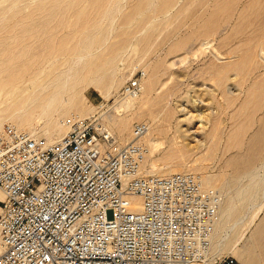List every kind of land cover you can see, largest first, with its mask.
Here are the masks:
<instances>
[{"label":"bare ground","instance_id":"obj_1","mask_svg":"<svg viewBox=\"0 0 264 264\" xmlns=\"http://www.w3.org/2000/svg\"><path fill=\"white\" fill-rule=\"evenodd\" d=\"M10 1H8V3ZM56 1L57 0H55V1L53 0L52 2H56ZM67 1H68V3H67V6L65 7V9L62 8V10H61L60 8L62 5L65 4L66 1L62 2L64 4L60 3L61 6L59 4L55 5V7L52 6V7H54L53 8L54 10H52V8L49 7L50 10H52L51 13H54V14H51L49 12L50 15H48V17H50V18H51V16L54 17L55 20L57 21V23L59 24V26L62 27L61 32H63V31H65V26L63 27V25H64L65 21L67 20V19L65 20V18L67 15L71 14L74 16L73 26L78 30L81 29V32L77 36L74 35L75 37L71 36V35L70 36H67V35L62 36V39H64V41H67L68 46L66 49H64V52L62 54L58 53L59 57L57 59H59V60L58 61H55V60L52 61V59H53L52 55H51L52 57L49 56L50 58L46 59L49 53H47V56L45 57L46 60L44 58L37 60L36 59L37 56H36L35 60H37V61L33 62L32 64H30L28 66L25 65L26 67H24V65H23V68H25L24 72L14 73L15 71L13 69V73L11 72V75H9L7 79L5 78V81L1 80V78H0V107H2V109H4L6 114L8 113V118L10 119L12 124L17 129L30 133L34 138L44 139L49 143H55V142L59 141V139L67 133L68 127L65 124V121L68 117H70L72 115H76V116L85 118V116L90 115L91 112L95 111V110H93L89 113V109L87 110V108L85 107L86 105H89V104L85 105L86 102L84 103V100L86 98V97H84V94H86L84 92L87 89H89V88L96 89L97 91H99L104 96V98L106 100H108L110 98V95L112 94L111 89L122 86V84H121L122 80H120V78H122V77L124 78V76L122 75V77H119L118 79L115 77L117 74H120V72L123 69H124V71L126 70L125 69L126 65L124 66V64H123V65H120L119 67H117L119 64V61L117 63V66H114V64H115V61L119 58V56L121 59V55L125 54V52L128 51V49L126 50V47H127V43H128V37L131 36V35L128 36V34L123 32L125 34L122 35V38L120 37L121 40H119V42L117 44L115 43V45H113L107 51L106 55H103L101 52H99L100 55H98V54L96 55L95 54L96 50L100 46H104L109 41L110 38L108 36V33L111 32L110 29L113 27H114L113 30L115 29V26H113V27H111V26L113 25L114 21L117 19V18L115 19V17L118 16L117 14L119 13V10H120L119 8L123 7V6L120 7L121 1H119V0H108L106 2H103L101 4V6L98 4L100 7L96 6V3H97L96 2V3H92L90 5H87V8H85V9H80V7H81L80 3L82 1L86 2V0H67ZM96 1H99V0H96ZM129 1H130V5H129V9H127L128 12L125 13L124 16L122 15L123 16L122 20H120L121 18L119 19V17H118V20L121 21L120 24L122 25V27L123 26H129V25L131 26L132 22H134L137 19L143 18L145 15L149 14L152 9H154V11H155L156 7H159V10L162 12V16L167 17V15L176 6L181 4L179 11L176 10L178 13V16H180V17L183 16V18L178 21V22H180L179 26L181 24L186 28L188 27L189 35H187V37L183 36L184 38H180L175 34H174L175 36H173L172 33H167V34L164 33V35H163L164 40L161 41L162 44H160L158 48L163 49V47L167 46L172 41L176 40L177 42L175 44V48L173 47L175 49L174 51H177L180 53L182 51H185V49H190V52L193 54V56L195 58H199V55L205 57L206 62L203 64L204 67L201 66L202 68L201 69L199 68V70H201L199 72L202 75H204V77H206L205 75H208L210 81L211 80L214 81L216 88H214L213 90H210V92L207 90L204 91L201 89L198 92L200 95H202V97H205L203 95H207V96H210L211 94L215 95L216 93H218V91H220L223 94L222 96H225V102H226L225 106L223 105V103H222V105L225 108H227V110H229V111L233 110L232 119H235L234 121L236 122V127H234V129L231 132H227V130H226L227 126L225 125L226 123L224 122V120L222 118V116H225L223 113V112H225L224 110L223 111L221 110L220 112L213 113V114L205 113L202 111L201 108H199V106H197L196 101H193L192 99L188 100L187 103H189V105L178 103L179 104L178 107L174 108L175 106L173 107V105H172L173 101L171 102L170 100L173 98V95H175L177 92L175 93L174 88H171L168 86V84H170V83H168V78L166 79L167 81H165V80L161 81L160 80L161 83L159 86H161V88H162L161 89L162 93L159 95V98H158L159 101L157 104H153V102H155V101L152 102L151 100H150L151 103L150 102L148 103V101L146 103L142 102V101H140V97L123 99L114 107V109H112V111H113V113H111L112 115L109 114L110 116H108V119H107V117L105 118L106 120H108L109 125L112 127V129L114 131L110 130V126H108L106 124V122H103V123L105 124V126L108 128V130L113 135L117 134L121 138V140H123V142L126 144L131 140L132 126H133V123L135 121H141V122L144 121L148 124L149 131L146 134V136L143 138V143L148 147L149 152L146 156V159H145L143 166L141 168V171H140L142 176L168 177V176L173 175V174H194V175H197L196 173H199V174L201 173L200 181H201V185L204 189H207V190L208 189H212V190L213 189H218V190L227 189V186H229L231 184L230 181H228L230 183L229 184L226 182L227 180L224 181V179L222 177H215L213 175L211 177V176H209L210 174L207 175L206 174L207 172L205 173V169L206 170H208V169L205 168V166H202V164H201L202 161H200V159H199V161H200V163H199V162L194 161V159L191 158V154L193 152H195L196 150H199V146L196 145L197 146L196 148H190V147H188V144L185 143V141L187 139L191 138L192 140L196 141L200 145V144H203V141L205 142L207 140V142H209L208 143L209 146L205 150H206L207 158L209 161H211L212 159H216L217 154H219L221 152L224 154L228 153V152H231V153L236 152L235 154L237 156L238 155L237 153H242L241 150H243L242 149L243 146L245 147L244 138L248 137L247 133L251 130V128L253 129L254 127H257V126H255V124H256L255 118H258L257 113L258 112L260 113V111L263 109V106H264V0H184V1L183 0H159V2H158L159 4L157 3L158 6H156V7H155L156 3L154 0H129ZM27 2L25 4L29 5V2L28 3ZM45 2H47V1L45 0ZM57 2H59V1H57ZM13 3H14V1H13ZM31 3L33 4L35 2L33 1ZM37 3H39V2H37ZM50 3H51V1H50ZM127 3H129V2H126V4ZM6 4H7V2H6ZM10 4H11V2H10ZM22 4H24V3H22ZM25 4H24V6H25ZM122 4H125V3H122ZM7 6L8 5H6V7ZM9 7H11V6H9ZM17 7H19V5ZM14 8H13V10H16ZM45 8H47V7H45ZM125 8H128V7L125 6ZM21 9L24 10L23 7H21ZM21 9L19 7V10H21ZM3 10H4V8H3ZM3 10H1L2 13L7 12V11L3 12ZM10 10H11V8H10ZM10 10L8 9V11H10ZM30 10H32V9H30ZM33 12H35V11H33ZM42 12H40L41 16L43 14ZM121 12H120V14H121ZM7 13H9V12H7ZM31 13H32V11H31ZM45 13H47V11ZM20 14H17V15H20ZM8 16H6V17H8ZM14 16H12V18ZM20 16H19V18H20ZM27 16H26V19H28ZM168 16H171V15H168ZM6 17H3V18L5 19ZM149 17L150 16H148V18ZM39 18H42V17H39ZM37 19H38V17H37ZM45 19H47V18H45ZM156 19H159V18H156ZM2 20L3 19H1V21ZM14 20L16 21V18ZM159 20H161V19H159ZM159 20H157V21H159ZM10 21H12V20H10ZM30 21H31V19H30ZM34 21H32V22H34ZM36 21H38V20H36ZM36 21H35V23H36ZM43 21H44V19H43ZM56 21H55V23H56ZM4 22H5V20H4ZM4 22H1V23H3L2 25L0 23L1 27L5 24ZM21 22H22V20H21ZM24 22L25 21H23V23ZM27 22H29V20ZM166 22H167V19H166ZM116 23H117V25H119V21ZM151 23L152 22H150V24ZM155 23H156V20H155ZM163 23H165V22H163ZM10 24H12V23H10ZM36 24L38 25V23H36ZM66 24H67V26L69 25L68 23H66ZM146 24H148V23H146ZM146 24H145V26H148ZM150 24L148 27H150L153 23L151 25ZM17 25H18V28L23 26V30L25 29L24 28L25 25L21 24V26H20L19 23ZM141 25H142V23H141ZM158 25H161V24L159 23ZM158 25L150 28L151 30L149 32L147 31L148 33L146 36L144 34H142V35H144V39H143L142 43H143V45L144 44L146 45L145 51H147V53L151 50H154L155 38L157 37L156 35L159 32V30L161 29V26H158ZM11 26L13 28V25H11ZM55 26H56V24H55ZM14 27H16V25ZM165 27H169V25L164 26L163 28H165ZM119 28H121V27L119 26ZM175 28H177V27L175 26ZM4 29L6 30L5 27H4ZM56 29L58 30V28H56ZM59 29H61V28H59ZM76 29H74L73 31H75ZM16 31L17 30H15V32ZM19 31L21 32V30H19ZM38 31H39V29H38ZM0 32H1V29H0ZM50 32H52V31H50ZM50 32H47V33H50ZM2 33H3V31L1 32L0 37H1ZM52 33H50L49 35H51ZM176 33H179V32L176 31ZM6 34H7V32H6ZM6 34H5V36H6ZM69 34H70V32H69ZM112 34H113V32H112ZM112 34H111V36H112ZM165 34H166V36H165ZM180 34H182V33L180 32ZM33 35H34V33H33ZM139 35H140V33H139ZM142 35H140V37H143ZM45 36H47V35H45ZM58 36H60L59 33H58ZM29 37H30V35H29ZM38 37H39V35H38ZM132 37H133V35H132ZM175 37H178V39H176ZM44 39H47V38H44ZM140 39L141 38H139V42H140ZM10 40H12V42H13L14 38L10 39ZM27 40H29V39H27ZM38 40H39V38H38ZM6 41H8V40H6ZM40 41H41V39H40ZM54 41L55 40L53 39V42L51 43L52 46H50L52 48L53 47L55 48ZM1 42H4V41H1ZM59 42H61V41H59ZM110 42H111V40H110ZM158 42H159V40H158ZM16 43H17V41H16ZM26 43L27 42H25V44ZM25 44H23V45L25 46ZM30 45H31V43H30ZM58 45H60V44H58ZM145 45H144V47H145ZM107 46H108V44H107ZM30 47H32V46H30ZM33 47H36V46L34 45ZM45 47H46V45H45ZM56 47H57V45H56ZM133 48H135V47H133ZM31 49L32 48H30V50ZM58 49H60V48H58ZM106 49H104V50H106ZM138 49H140V48H138ZM167 50H168V48H167ZM16 51H18V50H16ZM16 51H15V53H16ZM37 51H38V49H37ZM45 51L46 50H44V52ZM7 52L5 50V53H7ZM135 52L136 51H134L133 53H135ZM133 53L131 54V56L133 55ZM147 53H145V55ZM171 53L172 52H170V55H171ZM54 54H56V53H54ZM5 55H7V54H5ZM24 55L26 56V54H24ZM29 55H30V53H29ZM134 55L138 56L137 54H134ZM142 55H144V53L141 54L140 56H142ZM150 55H148V56H150ZM18 56H19V54H18ZM27 56H28V54H27ZM14 57H16V56H14ZM14 57H11V58H14ZM129 57H130V55H129ZM5 58H6V56H5ZM20 58H22V56ZM175 58H176V56H175ZM16 59H17V57H16ZM24 59H26V57L21 59V60H24ZM27 59H28V57H27ZM38 59H39V57H38ZM137 59H138V57H137ZM161 59H163V58H161ZM1 60H2V58H1ZM18 60H20V59H18ZM190 60H191V58H190ZM123 61H126V60L123 59ZM132 61H134V60L131 57V58L127 59V62L125 64L132 65L131 64ZM9 63H10V60H9ZM12 63H13V61H12ZM14 63H16V62H14ZM135 63H137V61ZM3 64H5V63H3ZM18 64H21V63L19 62ZM5 65H7V64H5ZM169 65H170V63H169ZM174 65L175 64H173L172 66L174 67ZM107 66H110V69H106ZM12 67L13 66H11V69H12ZM131 67H133V66H131ZM154 67H156V66H153V68ZM187 67H189V66H187ZM4 68H5V66H4ZM145 68L147 69V67H145ZM11 69H9V70H11ZM20 69H21V67H20ZM20 69L18 70V72L22 71ZM9 70L7 67V69L5 71L8 72ZM0 71H1V65H0ZM110 71L113 72L112 73L113 76L111 75V73H109ZM164 71H165V69H164ZM175 71H176V69H175ZM175 71L171 72V76H172V78L174 77L175 80L181 81L183 79L186 80L188 78L186 76L185 72H175ZM156 72H158V71H156ZM3 73H4V71H3ZM1 74H2V72H1ZM193 74H195V73H193ZM6 75H8V74H6ZM197 75H198V73H197ZM197 75H196V77H197ZM167 77H169V76H167ZM158 79H159V77H158ZM179 83L180 82H178V84ZM146 85H148L147 88H151V86L153 87V85H152V83H150V81L147 82ZM174 87H176V85ZM176 89H178V88L176 87ZM144 94L145 93H143V95ZM143 97H145V96H143ZM150 99H151V97H150ZM86 100H87V98H86ZM147 100H149V99H147ZM183 101H185V100H183ZM202 102H204V101H202ZM147 104L151 105V109L150 108L148 109L146 107ZM207 105L209 106V104H207ZM213 105H214V103H213ZM213 105H211V106H213ZM90 106H92V105L90 104ZM216 107H218V106H216ZM208 112H209V110H208ZM263 113H264V111L262 112V114ZM1 114H3V113H1ZM5 117H7V116H5ZM95 117H97V116L95 115ZM92 118H94V117H92ZM263 118H264V116H263ZM230 120L231 119H229V121ZM2 121H4V119ZM231 121L233 122V120H231ZM259 121H262V120L259 119ZM253 124H254V127H252ZM209 125H210V128H209V131H207L208 134L205 133L206 136L203 138L201 136V134L208 128ZM164 126L169 127V129L166 128L167 133H168V130H170V128H172V126H173L175 128L176 133L179 135V137L173 138L171 140L167 150H164V152L162 151L163 154H161L162 155L161 158H159L158 160H153L154 154L156 152L158 153V151H160V147L162 145V143L159 141V139H157V135H160L161 133L164 134V132H165L164 131L165 129L163 130ZM0 128H1V121H0ZM257 128L259 130V126ZM194 129H195V131H193ZM177 134H174V135H177ZM259 134H260V132H259ZM165 135H168V134H165ZM203 135H204V133H203ZM116 136L114 135V137L117 139ZM168 139H169V137H168ZM178 139H181L182 141H179ZM117 141L120 145H122L118 139H117ZM162 142L164 143L163 140H162ZM253 142H255V141H253ZM164 146H166V144ZM262 146H263V144H262ZM255 151H256V149H255ZM258 153H259V150H258ZM235 154H233V155H235ZM262 154H264V152ZM233 155H232V157H233ZM243 155L244 154H242L241 156L243 157ZM236 156H235V159H236ZM202 158H205V157H202ZM222 158H224V157H222ZM254 159H256V158H254ZM204 161H206V160H204ZM229 161H230V159H229ZM255 161H257V160H255ZM259 161H260V158H259ZM238 162H239V160H238ZM225 163H227V162H225ZM258 164H257V166H258ZM241 165H239V166H241ZM206 167H209V166L206 165ZM243 170L245 171V168ZM256 173L258 174L259 171ZM224 174H225V172H224ZM231 174H233V173H231ZM250 175L253 176L254 174H250ZM218 176H221V175H218ZM226 176H227V174H226ZM236 176H237V173H236ZM247 176H248V173H247ZM254 176H256V175H254ZM249 178L250 177L248 176L245 179H249ZM253 178H251V179H253ZM242 180L243 179H241V181ZM248 181L246 183H248ZM242 182H241V184H242ZM235 183H236V181H235ZM246 183H245V185L247 186ZM238 184H239V182H238ZM232 185H233V182H232ZM236 185L237 184H234L233 186L236 187ZM242 185L244 186V184H242ZM248 186L250 187L249 184H248ZM251 186H252V184H251ZM240 187H239V189H240ZM235 189L233 190L231 188V190H233V191H235ZM255 189H256V186H255ZM243 190L244 189H242V193H243ZM236 192H238V191L236 190ZM250 193H251V191H250ZM256 193H257V191H256ZM1 195L2 194L0 193V197H1ZM239 196L238 197L235 196V198L234 197L233 198L236 199V198H239ZM241 197H242V195H241ZM241 197L239 199H241ZM246 197H248V196L246 195ZM249 197H251V196H249ZM220 198H221V196H220ZM233 198H229V199L226 198L227 199V200L225 199L226 201L224 200V198H223V201L221 200L217 219H216V224H215V229H214V234H213V238H212L210 252L207 256V259L205 260V262L203 264H214L218 258H221L222 252L227 247H229L222 231L227 229L230 221L232 219H234L235 216L237 217L240 214L241 209L243 207V204L240 201L236 202L237 200L235 201ZM130 202L132 204L133 210H139L140 209L141 202H142L141 198L136 197V196H131ZM243 209L245 210V205H244ZM263 225H264V223H263ZM229 229H230V226H229ZM226 231H228V230H226ZM226 231H225V233H226ZM228 237H230V235H228L226 238L229 239ZM251 237H253V236H251ZM233 238L234 237H232V239ZM234 239L233 240L236 241V238H234ZM228 241H230V240H228ZM256 241H257V239H256ZM249 245H250V242H249ZM249 245H247V247ZM231 246H233V244ZM229 248H231V247H229ZM229 250H228V252H229ZM254 250H255V248H254ZM1 251H2V247H1V243H0V253H1ZM245 255H243V256H245ZM253 258H254V256H253ZM255 260H257V259H255ZM258 261H260V260H258Z\"/></svg>","mask_w":264,"mask_h":264},{"label":"built area","instance_id":"obj_2","mask_svg":"<svg viewBox=\"0 0 264 264\" xmlns=\"http://www.w3.org/2000/svg\"><path fill=\"white\" fill-rule=\"evenodd\" d=\"M143 70L123 86L136 98ZM59 141L0 134V264H203L221 203L194 174L142 176L146 123L120 145L100 116L65 121ZM141 198L133 210L130 197ZM214 264H236L223 256Z\"/></svg>","mask_w":264,"mask_h":264},{"label":"rangeland","instance_id":"obj_3","mask_svg":"<svg viewBox=\"0 0 264 264\" xmlns=\"http://www.w3.org/2000/svg\"><path fill=\"white\" fill-rule=\"evenodd\" d=\"M2 0H0V2H1ZM8 1H10V0H3L1 3H0V15L2 16H0V23L1 22H4V20H5V24L1 27V25L3 24V23H1V25H0V29H1V32L3 31V33H2V35H1V39H0V43L2 44H0V52L2 53H0V65H1V71H0V78H1V80H4L5 81V78L7 79L8 78V76L9 75H11V72L13 73V69H14V73H22V72H24L25 71V68H23V65H24V67H26L25 65H30V64H32L33 62H35V61H37V60H40V59H45V57L47 56V53H49L48 54V56H47V58L46 59H49L50 57H52L53 59H52V61L53 60H55V61H58L59 59H57L58 57H59V54L61 53H63L64 52V49H66L67 48V46H68V44H67V41H64V39H62V36L63 35H67V36H77L80 32H81V29H76L74 26H73V23H74V16L73 15H67L66 16V18H65V23H64V25H63V27L65 26V31H63V32H61V30H62V27L61 26H59V24L57 23V21L55 20V18L54 17H52L51 16V18L50 17H48V15H50V13H51V11L52 10H54L53 8L55 7V5H60L61 6V4L60 3H62V2H65V4L64 3H62V4H64V5H62L61 6V10H62V8H64L65 9V7L67 6V3H68V1L67 0H57V1H59V2H52L53 0H46L47 2H45V0H11L10 2H11V4H10V2L8 3ZM13 1H14V3H13ZM16 1V2H15ZM20 3H19V2ZM29 2V5H27V4H25L26 2ZM35 2V3H31V2ZM50 1H51V3H50ZM55 1V0H54ZM94 1V2H93ZM106 1H108V0H99V1H96V0H86V2H84V1H82L81 3H80V9H85V8H87V5H90V4H92V3H96V6L97 7H100L101 6V4L103 3V2H106ZM119 1H121L122 3H125V4H122L121 2H120V7L121 6H123V7H121V8H119L120 10H119V13L117 14L118 16H116L115 17V21H114V23H113V25L111 26V27H113V26H115V29L113 30V28H111L110 29V33H108V36H109V41L104 45V46H100L97 50H96V52H95V54L97 55H100V53L99 52H101L103 55H106V53H107V51L113 46V45H115V43L117 44L118 42H119V40H121V38H122V35L123 34H128V36H130V37H128V43H127V47H126V50L128 49V51H126L125 52V54H123V55H121V59H120V56H119V58L115 61V64H114V66H117V63H118V61H119V64H118V66L117 67H119L120 65H123L124 64V66H125V69L127 70H125L124 71V69L120 72V74H117L116 75V77L115 78H119V77H122V75L124 76V78L122 77V78H120V80H122L121 82V84H122V86H120V87H116V88H113V89H111V95H110V98L108 99V100H106L105 98H104V96L99 92V91H97L96 89H94V88H89V89H87L84 93H86V94H84V97H86L87 98V100H86V98H85V100H84V103H85V105L86 104H89V105H86L85 107L87 108V110L89 109V113L91 112V111H93V110H95V111H93V112H91L90 113V115H87V116H85V118H92V117H95V115L96 116H100L101 117V119H102V121L103 122H106V124L108 125V126H110L109 125V123H108V120H106L105 118L107 117V119H108V116H110V115H112L111 113H113V111H112V109H114V107L121 101V100H123V99H126V98H123V97H121V92H122V89H123V86L126 84V82L132 77V76H134L135 74H136V72L138 71V70H143L144 72H145V78H144V80H142V85H143V89H142V92H141V94L138 96V97H140V101H142V102H147L148 101V103L150 102L151 103V101L153 102V101H155V102H153V104H157L158 103V98H159V95L162 93V91H161V86H159L160 85V83H161V81H163V80H165V81H167L166 79L168 78V83H170V84H168V86L169 87H171V88H174V92L176 93L175 95H173V98L170 100L172 103V105H173V107L174 108H177L178 107V105L179 104H187V105H189V103H187L188 102V100H190V99H192L193 101H196V103H197V106H199V108H201L202 109V111L203 112H205V113H211V114H213V113H217V112H220L221 110L223 111H225V112H223L224 113V115L225 116H222V118H223V120H224V122L226 123L225 125L227 126V128H226V130H227V132H231L233 129H234V127H236V122L234 121L235 119H232V112H233V110H227V108H225L224 106H225V104H226V102H225V96H222L223 94L220 92V91H218V93H216L215 95L214 94H211L210 96H207V95H203V96H205V97H202V95H200L199 94V90L201 89V90H204V91H209L210 92V90H213L214 88H216V85H215V83H214V81H210V79H209V77H208V75H205L206 77H204V75H202L199 71H201V70H199V68L201 69L202 67L201 66H203L204 67V63L206 62V59H205V57L204 56H200L199 55V58H195L194 56H193V54L190 52V49H185V51H182V52H177V51H174L175 49V44H176V40H174V41H172L170 44H168L167 46H165V47H163V49L162 48H158L159 47V45L160 44H162V42L161 41H163L164 40V38H163V35H164V33H172L173 34V36H175V35H177L178 37H180V38H184L183 36H185V37H187V35H189V29H188V27L186 28V27H184L183 25H181L180 24V26H179V23L180 22H178L179 20H181L182 18H183V16H178V13H177V11H179V8H180V5H178V6H176L168 15H171V16H168L167 15V17L166 16H162V12L159 10V7H156V6H158V2H159V0L157 1V0H154L155 1V3H156V5H155V7H156V10L154 11V9H152L151 11H150V13L149 14H147V15H145L143 18H140V19H137V20H135L134 22H132V24H131V26L129 25V26H123L122 27V25L120 24V20H122V17L125 15V13H127L128 12V10L127 9H129V5H130V1L129 0H119ZM184 1V0H183ZM6 2H7V4H6ZM27 2V3H28ZM37 2H39V3H37ZM43 4H42V3ZM99 2V3H98ZM126 2H129V3H127L126 4ZM18 3V4H17ZM22 3H24L25 4V6H24V4H22ZM158 3V4H157ZM21 4V5H20ZM32 4V5H31ZM38 4V5H37ZM47 4V5H46ZM100 6H99V5ZM6 5H8L7 7H6ZM19 5V7H20V9H21V7H23V9L24 10H19V7H17ZM23 5V6H22ZM37 5V6H36ZM49 5V6H48ZM3 6V7H2ZM9 6H11V7H9ZM13 6V7H12ZM42 6V7H41ZM52 6H54V7H52ZM125 6L126 7H128V8H125ZM15 7V8H14ZM31 7V8H30ZM35 7V8H34ZM40 7V8H39ZM45 7H47V8H45ZM52 8V10H50V8ZM154 7V8H155ZM178 7V8H177ZM3 8H4V10H3ZM10 8H11V10H10ZM13 8L14 9H16V10H13ZM42 8V9H41ZM6 9V10H5ZM8 9L10 10V11H8ZM30 9H32V10H30ZM36 9V10H35ZM158 9V10H157ZM1 10H3V12L4 11H7V12H9V13H7V12H4V13H2L1 12ZM18 10V11H17ZM30 10V11H29ZM40 10V11H39ZM45 10V11H44ZM49 10V11H48ZM175 10V11H174ZM177 10V11H176ZM22 11V12H21ZM25 11V12H24ZM31 11H32V13H31ZM33 11H35V12H33ZM39 11V12H38ZM43 11V12H42ZM47 11V13H45ZM123 13H122V12ZM157 11V12H156ZM12 12V13H11ZM17 12V13H16ZM24 16H22L20 13ZM24 12V13H23ZM39 14H38V13ZM40 12H42L43 14H42V16H41V13ZM50 12V13H49ZM120 12H121V14H120ZM152 12V13H151ZM6 13V14H5ZM27 13V14H26ZM36 13V14H35ZM158 13V14H157ZM175 13V14H174ZM3 14V15H2ZM9 16H8V15ZM15 16H14V15ZM17 14H20V15H17ZM51 14H54V13H51ZM156 16H155V15ZM28 15V16H27ZM36 15V16H35ZM46 15V16H45ZM123 15V16H122ZM164 15V14H163ZM175 15V16H174ZM6 16H8V17H6ZM12 16H14L13 18H12ZM19 16H20V18H19ZM26 16L28 17V19H26ZM31 16V17H30ZM72 16V17H71ZM148 16H150L149 18H148ZM152 16V17H151ZM161 16V17H160ZM178 16V17H177ZM3 17H6L5 19L3 18ZM36 17V18H35ZM37 17H38V19H37ZM39 17H42V18H39ZM68 17V18H67ZM71 17V18H70ZM118 17H119V19L120 20H118ZM146 17V18H145ZM164 17V18H163ZM16 18V21L14 20ZM45 18H47V19H45ZM70 18V19H69ZM155 18V19H154ZM156 18H159V19H161V20H159V19H156ZM179 18V19H178ZM1 19H3L2 21H1ZM12 20V21H10V20ZM26 19V20H25ZM30 19H31V21H30ZM33 19V20H32ZM43 19H44V21H43ZM143 19V20H142ZM153 19V20H152ZM166 19H167V22H166ZM8 20V21H7ZM14 20V21H13ZM21 20H22V22H21ZM29 20V22H27ZM36 20H38V21H36V23H38V25L35 23V21ZM42 20V21H41ZM155 20H156V23H155ZM157 20H159V21H157ZM169 20V21H168ZM173 20V21H172ZM23 21H25L24 23H23ZM32 21H34V22H32ZM53 21V22H52ZM55 21H56V23H55ZM119 21V25H117V23L116 22H118ZM137 21V22H136ZM141 21V22H140ZM161 21V22H160ZM165 22V23H163V22ZM7 22V23H6ZM17 22V23H16ZM32 22V23H31ZM145 22V23H144ZM150 22H152L151 24H150ZM10 23H12V24H10ZM16 25V27H14L15 25ZM19 23V25L21 26V24L22 25H25V29L23 30V26H19L20 28H18V24ZM47 23V24H46ZM66 23H68L69 25L67 26V24ZM141 23H142V25H141ZM146 23H148V24H146ZM161 24V25H158V24ZM9 24V25H8ZM36 24V25H35ZM55 24H56V26H55ZM145 24L146 25H148L149 26V24L151 25L150 27H148V26H145ZM11 25H13V28H12V26ZM28 25V26H27ZM41 25V26H40ZM52 25V26H51ZM71 25V26H70ZM133 25V26H132ZM161 26V29L159 30V32L157 33V37L155 38V43H154V50H151V51H149L148 53H147V51H145L146 50V45H145V47H144V45H143V43H142V41H143V39H144V35L146 36L147 35V33L151 30L150 28H152L153 26ZM167 25H169V27H165V28H163L164 26H167ZM9 28H8V27ZM11 26V27H10ZM119 26L121 27V28H119ZM175 26L178 28H175ZM179 26V27H178ZM4 27L6 28V30L4 29ZM49 27V28H48ZM53 29H52V28ZM68 27V28H67ZM129 27V28H128ZM143 27V28H142ZM148 27V28H147ZM184 27V28H183ZM4 30H3V29ZM8 28V29H7ZM12 28V29H11ZM39 29V31H38V29ZM46 28V29H45ZM56 28H58V30L56 29ZM59 28H61V29H59ZM67 28V29H66ZM147 28V29H146ZM171 28V29H170ZM174 28V29H173ZM28 29V30H27ZM51 29V30H50ZM74 29H76L75 31H73ZM121 29V30H120ZM170 29V30H169ZM177 29V30H176ZM185 29V30H184ZM9 30V31H8ZM15 30H17L16 32H15ZM19 30H21V32L19 31ZM23 30V31H22ZM32 30V31H31ZM52 31V32H50V31ZM54 30V31H53ZM78 30V31H77ZM118 30V31H117ZM128 30V31H127ZM180 30V31H179ZM31 31V32H30ZM35 31V32H34ZM37 31V32H36ZM127 31V32H126ZM146 31V32H145ZM148 31V32H147ZM176 31L177 32H179V33H176ZM1 32H0V34H1ZM6 32H7V34H6ZM15 32V33H14ZM20 32V33H19ZM29 32V33H28ZM34 33V35H33V33ZM42 34H41V33ZM47 32H50V33H52L51 35L54 37H52L51 35H49L50 33H47ZM65 32V33H64ZM69 32H70V34H69ZM112 32H113V34H112ZM123 32H125V33H123ZM143 32V33H142ZM174 32V33H173ZM180 32L182 33V34H180ZM6 34V36H5V34ZM38 33V34H37ZM40 33V34H39ZM45 33V34H44ZM58 33H59V35L60 36H58ZM61 33V34H60ZM76 33V34H75ZM116 33V34H115ZM120 33V34H119ZM134 33V34H133ZM139 33H140V35H142V34H144V35H142L143 37H140V35H139ZM184 33V34H183ZM11 34V35H10ZM15 34V35H14ZM21 34V35H20ZM111 34H112V36H111ZM166 34H165V36H166ZM175 34V35H174ZM181 36H180V35ZM11 37H10V36ZM23 35V36H22ZM29 35H30V37H29ZM38 35H39V37H38ZM45 35H47V36H45ZM132 35H133V37H132ZM3 36V37H2ZM15 36V37H14ZM32 36V37H31ZM35 36V37H34ZM42 36V37H41ZM56 36V37H55ZM74 36V37H75ZM136 36V37H135ZM139 36V37H138ZM164 36V37H165ZM20 37V38H19ZM28 37V38H27ZM34 37V38H33ZM121 37V38H120ZM178 37H175L176 39H178ZM5 38V39H4ZM14 38V41L12 42V40H10V39H13ZM22 38V39H21ZM26 38V39H25ZM38 38H39V40H38ZM43 38V39H42ZM44 38H47V39H44ZM55 40L54 41V43H55V48L53 49L52 47H50V46H52V42H53V39ZM119 38V39H118ZM135 38V39H134ZM139 38H141L140 39V42H139ZM163 38V39H162ZM16 39V40H15ZM21 39V40H20ZM27 39H29V40H27ZM33 41H32V40ZM37 39V40H36ZM40 39H41V41H40ZM50 39V40H49ZM52 39V40H51ZM132 39V40H131ZM134 39V40H133ZM138 39V40H137ZM162 39V40H161ZM6 40H8V41H6ZM61 41V42H59V41ZM63 40V41H62ZM110 40H111V42H110ZM137 40V41H136ZM158 40H159V42H158ZM1 41H4V42H1ZM6 41V42H5ZM16 41H17V43H16ZM20 42V43H19ZM24 42V43H23ZM25 42H27L26 44H25ZM33 42V43H32ZM44 42V43H43ZM133 42V43H132ZM5 43V44H4ZM14 43V44H13ZM30 43H31V45H30ZM135 43V44H134ZM141 43V44H140ZM158 43V44H157ZM22 44V45H21ZM23 44H25V46L23 45ZM38 44V45H37ZM58 44H60V45H58ZM107 44H108V46H107ZM172 44V45H171ZM32 46V47H30V46ZM36 46V47H33V46ZM45 45H46V47H45ZM56 45H57V47H56ZM130 45V46H129ZM133 45V46H132ZM157 45V46H156ZM7 46V47H6ZM42 46V47H41ZM106 46V47H105ZM129 46V47H128ZM22 47V48H21ZM26 49H25V48ZM62 47V48H61ZM133 47H135V48H133ZM144 47V48H143ZM174 47V48H173ZM5 48V49H4ZM8 48V49H7ZM11 48V49H10ZM18 48V49H17ZM21 48V49H20ZM30 48H32L31 50H30ZM45 48V49H44ZM58 48H60V49H58ZM102 50H101V49ZM107 48V49H106ZM132 48V49H131ZM138 48H140V49H138ZM142 48V49H141ZM167 48H168V50H167ZM173 48V49H172ZM2 49V50H1ZM37 49H38V51H37ZM53 49V50H52ZM104 49H106V50H104ZM138 49V50H137ZM172 49V50H171ZM5 50H6V52L7 53H5ZM16 50H18V51H16ZM25 50V51H24ZM33 50V51H32ZM44 50H46L45 52H44ZM58 50V51H57ZM62 50V51H61ZM141 50V51H140ZM4 51V52H3ZM15 51H16V53H15ZM29 51V52H28ZM57 51V52H56ZM134 51H136L135 53H133ZM189 51V52H188ZM41 55L42 53V55L40 56L38 53ZM105 52V53H104ZM133 53V55L131 56V54ZM170 52H172L171 53V55H170ZM184 52V53H183ZM11 53V54H10ZM22 55H21V54ZM29 53H30V55H29ZM51 53V54H50ZM54 53H56V54H54ZM59 53V54H58ZM139 53V54H138ZM143 54L144 53V55H142V56H140L141 54ZM145 53H147L146 55H145ZM161 53V54H160ZM176 53V54H175ZM182 53V54H181ZM5 54H7V55H5ZM13 54V55H12ZM15 54V55H14ZM18 54H19V56H18ZM24 54H26V56L24 55ZM27 54H28V56H27ZM94 54V55H95ZM101 54V55H102ZM134 54H137L138 56H135ZM151 54V55H150ZM4 55V56H3ZM52 55V56H51ZM129 55H130V57H129ZM148 55H150V56H148ZM180 55V56H179ZM5 56H6V58H5ZM14 56H16L17 57V59H16V57H14ZM22 56V58H20ZM30 56V57H29ZM36 56H37V58H36ZM50 56V57H49ZM124 56V57H123ZM127 56V57H126ZM145 56V57H144ZM173 56V57H172ZM175 56H176V58H175ZM4 57V58H3ZM8 57V58H7ZM11 57H14V58H11ZM26 57V59H24V60H21V59H23V58H25ZM27 57H28V59H27ZM38 57H39V59H38ZM129 59V58H133V60L134 61H132L131 62V64L132 65H128V64H125L126 62H127V59ZM137 57H138V59H137ZM144 57V58H143ZM160 57V58H159ZM170 57V58H169ZM1 58H2V60H1ZM35 58L37 59V60H35ZM136 58V59H135ZM143 58V59H142ZM161 58H163V59H161ZM165 58V59H164ZM186 58V59H185ZM190 58H191V60H190ZM5 59V60H4ZM7 59V60H6ZM18 59H20V60H18ZM45 59V60H46ZM123 59L124 60H126V61H123ZM140 59V60H139ZM159 59V60H158ZM167 59V60H166ZM181 59V60H180ZM201 59V60H200ZM9 60H10V63H9ZM34 60V61H33ZM122 60V61H121ZM12 61H13V63H12ZM22 61V62H21ZM121 61V62H120ZM137 61V63H135ZM149 61V62H148ZM162 61V62H161ZM177 61V62H176ZM2 62V63H1ZM14 62H16V63H14ZM21 63V64H18V63ZM156 62V63H155ZM166 62V63H165ZM198 62V63H197ZM3 63H5V64H7V65H5V64H3ZM27 63V64H26ZM135 65H134V64ZM154 63V64H153ZM165 63V64H164ZM169 63H170V65H169ZM186 63V64H185ZM158 64V65H157ZM173 64H175L174 65V67L172 66ZM183 64V65H182ZM193 64V65H192ZM150 65V66H149ZM4 66H5V68L7 69V67H8V70L9 69H11V66H13L12 67V71L11 70H9L8 72L7 71H5L6 69L4 68ZM15 66V67H14ZM129 66V67H128ZM131 66H133V67H131ZM149 66V67H148ZM152 66V67H151ZM153 66H156V67H154L153 68ZM169 66V67H168ZM187 66H189V67H187ZM10 67V68H9ZM20 67H21V69H20ZM127 67V68H126ZM145 67H147V69L145 68ZM167 67V68H166ZM23 68V69H22ZM152 68V69H151ZM160 68V69H159ZM165 69V71H164V69ZM169 68V69H168ZM3 69V70H2ZM16 69V70H15ZM22 70V71H19L18 72V70ZM106 69H110V66H107L106 67ZM133 71H132V70ZM159 69V70H158ZM168 69V70H167ZM175 69H176V71H175ZM191 69V70H190ZM130 70V71H129ZM170 70V71H169ZM3 71H4V73H3ZM156 71H158V72H156ZM172 71H175V72H185L186 73V76L189 78H187L186 80L185 79H183V80H181V81H178V80H175V78L173 77L172 78V76H171V72ZM197 71V72H196ZM1 72H2V74H1ZM109 73H111V75H112V71H110ZM151 73V74H150ZM193 73H195V74H193ZM197 73H198V75H197ZM6 74H8V75H6ZM160 74V75H159ZM193 76H192V75ZM5 75V76H4ZM157 75V76H156ZM159 75V76H158ZM196 75H197V77H196ZM202 75V76H201ZM113 76V75H112ZM152 76V77H151ZM162 76V77H161ZM167 76H169V77H167ZM200 76V77H199ZM155 77V78H154ZM158 77H159V79H158ZM166 77V78H165ZM196 77V78H195ZM153 78V79H152ZM161 78V79H160ZM191 78V79H190ZM171 79V80H170ZM209 79V80H208ZM161 80V81H160ZM208 80V81H207ZM124 81V82H123ZM150 81V83H152V85H153V87L151 86V88H147L148 87V85H146L147 84V82H149ZM152 81V82H151ZM156 81V82H155ZM172 81V82H171ZM199 81V82H198ZM204 81V82H203ZM207 81V82H206ZM178 82H180L179 84H178ZM154 83V84H153ZM156 83V84H155ZM183 83V84H182ZM200 83V84H199ZM204 83V84H203ZM182 84V85H181ZM197 84V85H196ZM156 85V86H155ZM176 85V87L178 88V89H176V87H174ZM208 85V86H207ZM202 88H201V87ZM210 86V87H209ZM146 87V88H145ZM157 87V88H156ZM182 87V88H181ZM185 87V88H184ZM198 87V88H197ZM120 88V89H119ZM145 88V89H144ZM205 88V89H204ZM211 88V89H210ZM116 89V90H115ZM118 89V90H117ZM151 89V90H150ZM157 91V92H156ZM161 91V92H160ZM180 91V92H179ZM149 92V93H148ZM173 92V93H174ZM143 93H145L144 95H143ZM148 93V94H147ZM212 93V92H211ZM218 94V95H217ZM199 95V96H198ZM143 96H145V97H143ZM149 96V97H148ZM153 96V97H152ZM157 96V97H156ZM142 97V98H141ZM147 97V98H146ZM150 97H151V99H150ZM177 97V98H176ZM214 100H213V99ZM147 99H149V100H147ZM196 99V100H195ZM201 99V100H200ZM209 99V100H208ZM146 100V101H145ZM151 100V101H150ZM183 100H185V101H183ZM89 101V102H88ZM199 101V102H198ZM202 101H204V102H202ZM209 101V102H208ZM223 101V102H222ZM88 102V103H87ZM175 102V103H174ZM186 102V103H185ZM177 103V104H176ZM179 103V104H178ZM213 103H214V105H213ZM222 103H223V105H222ZM90 104L92 105V106H90ZM207 104H209V106L207 105ZM218 104V105H217ZM220 104V105H219ZM206 105V106H205ZM211 105H213V106H211ZM223 107H222V106ZM90 106V107H89ZM216 106H218V107H216ZM148 109L150 108L151 109V105H149V104H147V106H146ZM220 107V108H219ZM1 109H2V107H0ZM91 108V109H90ZM94 108V109H93ZM223 108V109H222ZM0 109V112L1 113H3V114H1L0 113V121H1V128H0V134H1V132H2V129H3V126L5 125V124H11V125H13L12 124V122L10 121V119L8 118V113L6 114V112L4 111V109H2L1 110ZM206 109V110H205ZM218 109V110H217ZM208 110H209V112H208ZM262 112L264 111V106H263V109L261 110ZM260 111V113L258 112L257 113V115H258V118H255V122H256V124H255V126H259V130H258V128L257 127H254V124H253V126L252 127H254L253 129L251 128V130L247 133V136L248 137H246V138H244V142H245V147L243 146V150H241L242 151V153H237L238 155L236 156V152H228V153H219V154H217V157H216V159H212L211 161H209L208 160V158H207V154H206V150L205 149H207V147L209 146V142H207V140L204 142L203 141V144H198L196 141H194V140H192L191 138H189V139H187L186 141H185V143L186 144H188V147H190V148H196L197 146H199V150H196L195 152H193L192 154H191V158L192 159H194V161H196V162H199L200 163V161H202L201 162V164H202V166H205V168H207L208 170H206L205 169V173L207 174V175H209V176H211L212 177V175L213 176H215V177H222L223 179H224V181H226L227 183H229L228 181H230V185L229 186H227V189H225V190H218V189H213V190H215L216 192H218L219 193V195L221 196V200L223 201V198H224V200L227 198V199H229V198H235V196L236 197H238L239 195V198L241 197V195H242V197H241V199H239V198H236V199H234L236 202H241L242 204H243V207H244V205H245V210L243 209V207H242V209H241V212H240V214L236 217H234V219H232L231 221H230V223L228 224V227H227V229L226 230H228V231H226V230H224V231H222V233L224 234V236H225V239H226V242H227V244L229 245V247H231V248H229V247H227L223 252H222V254H221V257H223V256H230V257H232V258H234L235 259V261H236V264H264V225H263V223H264V154H262L263 152H264V118H263V116H264V113L262 114V112ZM5 112V113H4ZM108 112V113H107ZM106 113V114H105ZM110 114V115H109ZM229 114V115H228ZM263 115V116H262ZM5 116H7V117H5ZM89 116V117H88ZM91 116V117H90ZM262 116V117H261ZM226 117V118H225ZM257 117V116H256ZM4 119V121H2ZM229 119H231V120H233V122L231 121H229ZM259 119L260 120H262V121H259ZM6 120V121H5ZM229 121V122H228ZM3 122V123H2ZM139 122H141V121H135L134 123H133V126H134V124H136V123H139ZM142 123H146V122H142ZM262 123V124H261ZM147 124V123H146ZM148 125V124H147ZM232 125V126H231ZM14 126V125H13ZM133 126H132V128H133ZM231 126V127H230ZM169 129V127H166V126H164L163 127V130L165 131L164 132V134L163 133H161L160 135H157V139H159V141L162 143V145H161V147H160V151H158V153L156 152L155 154H154V159L153 160H158L159 158H161L162 157V155L161 154H163L162 153V151L164 152V150H167V148H168V146H169V143L171 142V140L173 139V138H178L179 137V135L176 133V131H175V128L172 126V128H170V130H168V133H167V129ZM209 128H210V125L208 126V130L206 129L203 133H204V135H203V133L201 134V136L204 138L205 136H206V134H208V132L207 131H209ZM173 129V130H172ZM196 129V128H195ZM195 129L193 130V131H195ZM231 129V130H230ZM262 129V130H261ZM110 130H113L112 129V127L110 126ZM253 130V131H252ZM114 131V130H113ZM256 131V132H255ZM253 132V133H252ZM259 132H260V134H259ZM206 133V134H205ZM262 133V134H261ZM165 134H168V135H165ZM174 134H177V135H174ZM249 134V135H248ZM255 134V135H254ZM259 134V135H258ZM115 136L117 135V134H114ZM252 135V136H251ZM161 136V137H160ZM175 136V137H174ZM177 136V137H176ZM117 137V139L119 140V142L122 144V145H126V143H124L123 142V140H121V138L117 135L116 136ZM168 137H169V139H168ZM251 137V138H250ZM256 137V138H255ZM167 138V139H166ZM249 138V139H248ZM254 138V139H253ZM164 141V143L162 142V140ZM253 139V140H252ZM261 139V140H260ZM168 140V141H167ZM179 141H182L181 139H178ZM253 141H255V142H253ZM257 141V142H256ZM262 141V142H261ZM196 142V143H195ZM249 142V143H248ZM253 142V143H252ZM261 142V143H260ZM208 145H207V144ZM248 143V144H247ZM166 144V146H164ZM262 144H263V146H262ZM197 145V146H196ZM255 145V146H254ZM206 146V147H205ZM251 146V147H250ZM201 147V148H200ZM254 147V148H253ZM263 147V148H262ZM165 148V149H164ZM203 149V150H202ZM247 149V150H246ZM255 149H256V151H255ZM251 150V151H250ZM258 150H259V153H258ZM261 150V151H260ZM202 152V153H201ZM159 154V155H158ZM205 156H204V155ZM229 154V155H228ZM233 154H235V155H233ZM242 154H244L243 155V157L241 156ZM259 154V155H258ZM262 154V155H261ZM195 155V156H194ZM202 155V156H201ZM219 155V156H218ZM232 155H233V157H232ZM248 155V156H247ZM261 155V156H260ZM235 156H236V159H235ZM202 157H205V158H202ZM222 157H224V158H222ZM238 157V158H237ZM157 158V159H156ZM202 158V159H201ZM207 158V159H206ZM226 158V159H225ZM254 158H256V159H254ZM259 158H260V161H259ZM199 159H200V161H199ZM228 159V160H227ZM229 159H230V161H229ZM204 160H206V161H204ZM215 160V161H214ZM235 160V161H234ZM238 160H239V162H238ZM255 160H257V161H255ZM209 161V162H208ZM247 161V162H246ZM225 162H227V163H225ZM243 162V163H242ZM232 163V164H231ZM242 165H241V164ZM259 163V164H258ZM197 164V163H196ZM229 164V165H228ZM241 165V166H239V165ZM245 164V165H244ZM257 164H258V166H257ZM206 165L207 166H209V167H206ZM235 165V166H234ZM239 167H238V166ZM234 166V167H233ZM261 168H260V167ZM241 167V168H240ZM257 167V168H256ZM229 168V169H228ZM231 168V169H230ZM245 168V171L243 170ZM256 168V169H255ZM233 169V170H232ZM253 169V170H252ZM259 169V170H258ZM241 170V171H240ZM225 172V174H224V172ZM232 171V172H231ZM240 171V172H239ZM253 171V172H252ZM255 171V172H254ZM259 171V173L257 174L256 172H258ZM204 173V172H203ZM221 173V174H220ZM231 173H233V174H231ZM236 173H237V176H236ZM242 173V174H241ZM247 173H248V176L250 177L249 179H245L246 177H248L247 176ZM254 174V175H256V176H251L250 174ZM197 175L196 176H198L199 178H200V176H201V173L199 174V173H196ZM223 174V175H222ZM226 174H227V176H226ZM218 175H221V176H218ZM230 175V176H229ZM232 175V176H231ZM236 176V177H235ZM240 176V177H239ZM229 177V178H228ZM254 177V178H253ZM251 178H253V179H251ZM241 179H243L242 181L244 182H242L241 181ZM251 179V180H250ZM249 180V181H248ZM235 181H236V183H235ZM248 181V183H246ZM253 181V182H252ZM232 182H233V185L234 184H237L236 185V187L235 186H233L232 185ZM238 182H239V184H238ZM241 182H242V184H244V186L241 184ZM252 184V186H251V184ZM245 183L247 184V186L245 185ZM241 184V185H240ZM248 184L250 185V187L248 186ZM258 184V185H257ZM239 185V186H238ZM232 186V187H231ZM241 186V187H240ZM255 186H256V189H255ZM258 186V187H257ZM234 187V188H233ZM239 187H240V189H239ZM243 187V188H242ZM231 188L234 190L235 188V191H233V190H231ZM258 188V189H257ZM230 189V190H229ZM242 189H244L243 190V193H242ZM252 189V190H251ZM255 189V190H254ZM236 190L238 191V192H236ZM240 190V191H239ZM223 191V192H222ZM226 191V192H225ZM250 191H251V193H250ZM256 191H257V193H256ZM234 193V194H233ZM241 193V194H240ZM247 193V194H246ZM256 193V194H255ZM232 194V195H231ZM238 194V195H237ZM248 196V197H246V195ZM254 195V196H253ZM249 196H251V197H249ZM246 197V198H245ZM245 198V199H244ZM248 198V199H247ZM226 199V200H227ZM225 200V201H226ZM247 200V201H246ZM245 201V202H244ZM244 202V203H243ZM247 204V205H246ZM237 218V219H236ZM239 218V219H238ZM235 220V221H234ZM234 221V222H233ZM233 225V226H232ZM229 226H230V229H229ZM259 226V227H258ZM263 228V229H262ZM259 229V230H258ZM225 231H226V233H225ZM263 231V232H262ZM257 232V233H256ZM262 233V234H261ZM222 234V235H223ZM253 234V235H252ZM257 234V235H256ZM228 235H230V237H228L229 239H227L226 237L228 236ZM232 235V236H231ZM261 235V236H260ZM251 236H253V237H251ZM232 237H234V238H236V241H234L233 239H232ZM258 237V238H257ZM252 238V239H251ZM232 239V240H231ZM256 239H257V241H256ZM228 240H230V241H228ZM234 241V242H233ZM252 241V242H251ZM229 242V243H228ZM232 242V243H231ZM249 242H250V245H249ZM262 242V243H261ZM258 243V244H257ZM233 244V246H231V245ZM254 244V245H253ZM257 244V245H256ZM262 244V245H261ZM247 245H249L248 247H247ZM252 245V246H251ZM260 246V247H259ZM244 247V248H243ZM249 248V249H248ZM254 248H255V250H254ZM257 248V249H256ZM229 250V252H228V250ZM244 249V250H243ZM247 249V250H246ZM253 249V250H252ZM252 250V251H251ZM249 251V252H248ZM224 253V254H223ZM239 253V254H238ZM243 253V254H242ZM248 255H247V254ZM254 253V254H253ZM258 253V254H257ZM236 254V255H235ZM247 256H246V255ZM240 255V256H239ZM243 255H245V256H243ZM253 256H254V258H253ZM259 256V257H258ZM245 257V258H244ZM256 257V258H255ZM260 258V259H259ZM244 259V260H243ZM255 259H257V260H255ZM258 260H260V261H258ZM261 262V263H260Z\"/></svg>","mask_w":264,"mask_h":264}]
</instances>
